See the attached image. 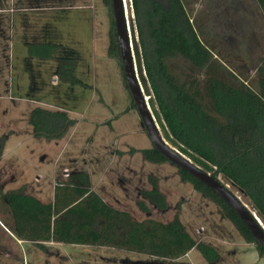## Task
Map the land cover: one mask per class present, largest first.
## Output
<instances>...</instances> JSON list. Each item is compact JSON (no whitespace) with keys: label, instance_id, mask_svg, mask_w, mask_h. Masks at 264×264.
I'll list each match as a JSON object with an SVG mask.
<instances>
[{"label":"rangeland","instance_id":"obj_1","mask_svg":"<svg viewBox=\"0 0 264 264\" xmlns=\"http://www.w3.org/2000/svg\"><path fill=\"white\" fill-rule=\"evenodd\" d=\"M81 1L84 0H0L3 20L1 28L0 19V147L5 140L4 154L0 159V209L8 212L2 196L10 190L21 187L31 192L41 186L49 194L58 183L66 182L73 171L89 172L96 191L110 205L128 211L137 221L153 219L168 223L178 214L193 238L219 252L220 258L213 264H264V257H261L256 245L246 243L235 226L224 217L217 203L195 190L192 184L184 182L178 167L170 162L153 164L144 160L141 151L153 148V144L140 115L133 109L120 57L109 54L115 24L113 8L105 0H92L94 11L67 9L18 13L15 30L9 13H3L10 7H71ZM185 2L213 50L258 91L261 76L257 69L264 59V10L258 1ZM129 3L127 19L139 80L154 115L145 85L146 74L137 54L139 50L135 48L138 35L132 1L129 0ZM22 14L28 16V23L41 27L39 31L32 32L34 37L31 39L34 41H47L48 36L53 39L47 24H55L58 30L55 40L62 41L70 49V56L64 46L57 56L72 58L75 48L80 51V70L75 68L74 76L83 82L82 85L60 83L58 77L54 81L53 74L59 66L57 63L55 67V61L26 60L28 48L21 37V28H18ZM37 107L50 110L61 107L81 122L72 127L63 139H36L30 115ZM90 121L94 124L112 121L114 130L111 132L108 126L96 130ZM159 128L164 137L163 128L160 125ZM134 149L136 152L132 153ZM116 153L127 156L119 155L116 160L112 159L111 156ZM151 175L158 178L160 190L167 198V211H159L150 203V213H144L137 207V201L142 199L140 192L152 188L149 181ZM219 179L253 209L250 200L235 184L223 175H219ZM3 221L6 222L4 218ZM0 264L211 263L196 249L190 257L177 262L128 254L110 247L49 244L47 250L42 251L32 243H17L0 225Z\"/></svg>","mask_w":264,"mask_h":264},{"label":"trees","instance_id":"obj_2","mask_svg":"<svg viewBox=\"0 0 264 264\" xmlns=\"http://www.w3.org/2000/svg\"><path fill=\"white\" fill-rule=\"evenodd\" d=\"M257 1L264 10V0ZM105 2L112 9V0ZM132 6L138 35L135 48L165 140L214 178L223 175L235 184L264 223V59L257 69L261 79L256 91L213 50L185 0H132ZM61 50V45L33 43L29 57L52 60ZM109 54L120 57L115 25ZM75 68L72 58H61L60 82L81 85ZM76 123L61 110L37 107L30 115L34 137L46 141L63 139ZM4 147L2 140L0 159ZM141 153L147 162H168L154 147ZM179 174L217 203L246 243L255 244L264 257L263 248L228 204L189 173L179 169ZM149 181L152 188L140 192L137 207L150 213V203L167 211L158 178L151 175ZM2 198L13 217L16 237L42 251L48 243H59L110 247L161 260H178L195 249L208 263L220 258L213 246L193 238L178 214L168 223L137 221L129 212L110 206L93 191L85 172L72 173L58 183L54 201L48 204L25 194L23 188L3 193Z\"/></svg>","mask_w":264,"mask_h":264},{"label":"water","instance_id":"obj_3","mask_svg":"<svg viewBox=\"0 0 264 264\" xmlns=\"http://www.w3.org/2000/svg\"><path fill=\"white\" fill-rule=\"evenodd\" d=\"M112 8L125 78L153 147L162 154L168 162L189 173L192 177L214 191L237 213L241 221L250 230L258 244L264 250V223L257 213L251 209L241 197L235 194L229 186L224 184L219 178H214L211 173L206 172L194 164L191 159L172 147L163 137L139 80L130 26L126 14L125 0H112Z\"/></svg>","mask_w":264,"mask_h":264},{"label":"crops","instance_id":"obj_4","mask_svg":"<svg viewBox=\"0 0 264 264\" xmlns=\"http://www.w3.org/2000/svg\"><path fill=\"white\" fill-rule=\"evenodd\" d=\"M92 0H84L83 2L81 1V3H75L74 5H71V7H67V6H61V7H48V8H36V9H33V8H29V9H16V8H14V7H10V8H8V9H4V11H3V13L4 14H8L9 13V15L11 16V20H10V22H11V25H12V28H13V30H15V28H16V19H17V17H16V15L18 14V13H25V14H29V13H36V12H54V11H62V10H67V9H78V10H93L94 11V8H93V5H92V2H91ZM4 14H2V15H4ZM19 15V14H18ZM28 16L27 15H24V14H22V17L21 16H19V20H18V22H19V26H18V28H21V32H22V39H23V42H24V44L26 45V47L28 48V56H27V58H26V60H28L30 57H29V47H30V45L31 44H33V43H35V42H52V43H57V44H59V45H61L62 47L64 46V47H66V45H65V43H63L62 41L60 42L59 40L58 41H56L55 40V38H58L57 36H58V30H57V27L55 26V24L54 25H52V23L50 22V23H48L47 24V26H48V32L50 33V35L51 34H53V39H51L49 36H48V38L46 39L47 41H45V39H42L41 41H34L33 39H31V38H33L34 37V33H32V32H34V31H39L40 29H41V27L40 26H36V25H33V24H30V23H28V20L26 19ZM0 19H1V28H2V24H3V20H2V16L0 15ZM44 28V27H43ZM45 29V28H44ZM52 36V35H51ZM76 41H78V40H76ZM76 45L78 44V42L77 43H75ZM66 49H67V55L70 53V49L68 48V47H66ZM66 51V50H65ZM68 56H70V55H68ZM72 56V55H71ZM81 53H80V51L77 49V48H75V52H74V55L72 56V58L76 61V69L77 70H80L79 69V65H78V63H79V60L81 61ZM61 58H64L62 55H60V56H57V55H55V57L51 60V61H55V67H57V63H59V60L61 59ZM75 69V70H76ZM76 70V71H77ZM53 77H54V79L53 80H56L57 78L56 77H58V75H57V72L56 73H54L53 74ZM59 78V77H58ZM60 81V80H59ZM80 81V80H79ZM82 84H83V82L82 81H80ZM61 83V82H60ZM81 84V85H82ZM57 110H61V111H66V110H64L63 108H61V107H59V109H57ZM68 114H69V112L68 111H66ZM70 116V115H69ZM71 117V116H70ZM72 118V117H71ZM73 119V118H72ZM115 119H117V118H115ZM74 120H76V126H78L79 124H80V120L79 119H74ZM86 122V121H85ZM90 125H95V129L96 130H98L100 127H103V126H108L109 127V129H110V131L112 132V130H114V125H113V123H112V121L110 122H101V123H93V122H91L90 121ZM119 155H121V157H126L127 156V154L125 155V154H122V153H119ZM117 153L116 154H114L113 156H111V158L112 159H117L118 158V156H119ZM134 157V156H133ZM133 157H131V159L133 158ZM124 159H127V158H124ZM124 162V161H123ZM126 163L128 162V161H125ZM65 171H69L68 169H65ZM73 173H81V172H78V171H73ZM88 174L90 175V177H91V182H92V189H93V191H95L98 195H100L97 191H96V187H95V185H94V182H93V180H92V176H91V173H89L88 172ZM69 176V175H68ZM67 180H68V177H67ZM66 180V181H67ZM56 187V186H55ZM55 187L53 188V190H52V192L51 193H49L48 194V192L43 188V187H39V188H35V190H33V191H31V192H28V191H25V194H27V195H31V196H33V197H35L37 200H39L41 203H43V204H48V203H51V202H53L54 201V197H55ZM21 188V187H20ZM20 188H17V189H14V190H18V189H20ZM101 196V195H100ZM102 197V199L107 203V204H109L104 198H103V196H101ZM110 205V204H109ZM110 206H112V205H110ZM113 207V206H112ZM115 208V207H114ZM115 209H117V208H115ZM119 210V209H118ZM122 211V210H121ZM128 212V211H127ZM3 218L6 220V222L5 221H3ZM0 225H1V227L6 231V232H8V233H10L11 234V236L13 237V239L14 240H16L17 241V243H19V244H35V243H33V242H28V241H21V240H19L17 237H16V235H15V231H14V220H13V217H12V215H11V213H10V211H9V209H8V212L7 211H5V210H2V209H0ZM58 245L59 243H48V244H46V245ZM36 245V244H35ZM83 246V245H82ZM122 251H124V250H122ZM193 251V250H192ZM192 251L188 254V255H186L185 257H183V258H181V259H178V260H182V259H186V258H188V257H190L191 256V254H192ZM125 252H127L128 254H133V255H138V256H148V255H143V254H139V253H134V252H128V251H125ZM149 258H154V259H157V258H155V257H151V256H148ZM125 260H126V258H125ZM157 260H161V259H157ZM178 260H161V261H169V262H177ZM125 262V261H124Z\"/></svg>","mask_w":264,"mask_h":264},{"label":"flooded vegetation","instance_id":"obj_5","mask_svg":"<svg viewBox=\"0 0 264 264\" xmlns=\"http://www.w3.org/2000/svg\"><path fill=\"white\" fill-rule=\"evenodd\" d=\"M120 47V46H119ZM120 60H121V63H122V59H121V53H120ZM122 69H123V64H122ZM123 72H124V69H123ZM124 77H125V74H124ZM125 81H126V78H125ZM126 84H127V81H126ZM127 87H128V84H127ZM128 90H129V87H128ZM130 92V90H129ZM131 94V92H130ZM132 96V95H131ZM132 102H133V109H136L137 110V107L135 106V103H134V100H133V97H132ZM138 112V110H137ZM139 114V113H138ZM143 123V122H142Z\"/></svg>","mask_w":264,"mask_h":264},{"label":"bare ground","instance_id":"obj_6","mask_svg":"<svg viewBox=\"0 0 264 264\" xmlns=\"http://www.w3.org/2000/svg\"><path fill=\"white\" fill-rule=\"evenodd\" d=\"M130 3H129V0H125V7H126V14H127V17L129 16V8H130ZM152 98V97H151ZM150 104V103H149Z\"/></svg>","mask_w":264,"mask_h":264},{"label":"built area","instance_id":"obj_7","mask_svg":"<svg viewBox=\"0 0 264 264\" xmlns=\"http://www.w3.org/2000/svg\"><path fill=\"white\" fill-rule=\"evenodd\" d=\"M55 81V80H54Z\"/></svg>","mask_w":264,"mask_h":264}]
</instances>
